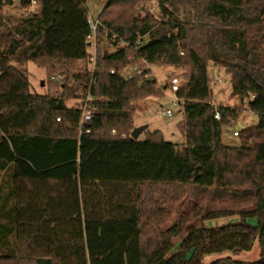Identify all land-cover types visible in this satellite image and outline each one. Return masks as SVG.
<instances>
[{
    "label": "trees",
    "instance_id": "trees-1",
    "mask_svg": "<svg viewBox=\"0 0 264 264\" xmlns=\"http://www.w3.org/2000/svg\"><path fill=\"white\" fill-rule=\"evenodd\" d=\"M35 1L37 13L11 22L3 10L14 1L0 0V264H243L231 255L205 256L238 254L256 241L260 257L249 264H264V0H157L168 16L158 26L149 11L131 23L103 18L129 1L116 0L100 12L97 33L110 29L118 50L97 46L94 54L87 0ZM144 35L148 41L133 44ZM93 57V70H55L56 62ZM137 59L190 67L176 92L185 147L161 130L131 136V103L163 95L157 80L145 77L149 71L121 73ZM28 60L48 65L60 90L31 92L27 73L15 65ZM211 62L227 68L234 94L252 96L249 108L260 116L240 130L236 145L223 133L234 111L211 102ZM90 87L91 132L80 133V108L67 99ZM177 204L176 222L146 239ZM230 216L239 220L205 224Z\"/></svg>",
    "mask_w": 264,
    "mask_h": 264
},
{
    "label": "rangeland",
    "instance_id": "rangeland-1",
    "mask_svg": "<svg viewBox=\"0 0 264 264\" xmlns=\"http://www.w3.org/2000/svg\"><path fill=\"white\" fill-rule=\"evenodd\" d=\"M116 0H87V8L89 10V17L98 20L97 26L99 24V16L100 12L105 9L110 3L115 2ZM147 7V8H146ZM149 11L153 14V18L157 19V26L160 25L161 20L167 19L168 16L161 13V8L159 7V2L157 0H129L126 4L122 5L121 3L114 4L108 11V15H103V18L110 19L116 24H123L132 22L134 19L143 17ZM23 8L20 5V0H14V2L8 6L4 7L3 14L7 19H11L13 22V17L22 16ZM96 32V31H95ZM107 28L105 29V33L98 35L96 32L93 34L91 38V45L89 50L91 53H95L98 47L101 48V51H111L115 52L118 50L117 47L112 45L111 39L107 35ZM149 36L146 35L145 40L148 41ZM98 46V47H97ZM93 66V62H87L85 60H79L77 63L69 64L65 62H56V71H60L63 69H71L70 73L79 72L84 69L85 65ZM16 66L25 70L29 77L30 82V90L33 93L39 94H47V93H56L59 91L58 82L54 81L51 77V72L53 71L48 65L43 67L38 65L33 60H28L24 63H15ZM137 67L138 70L141 71L142 75L145 71H149L147 73L146 78L156 79V87L159 88L160 93L158 95L163 94L162 96H144L141 99L134 100L131 103V107L133 108L132 113V125L134 127L142 124H149L147 131L154 132L156 130H161L164 134V138L169 141L176 142L180 148L185 147L187 140L182 132V130L178 127V123L185 118V113L181 109L180 105H175L173 99L176 98V92L171 88V78L173 75H177L181 77V79H185L188 77V73L190 71V67L188 65H181L179 67L171 64H166L163 60H159L155 63H150L145 59H137L131 62L130 65L126 66L121 73L125 77H131L133 75H137L142 77L135 69ZM209 74L210 79L217 80V83L212 86V97L211 102L216 107H230L234 112H231L230 115L227 116L226 123L223 126L224 133V141L228 144L236 145L241 142L242 132L240 136H235V130H241L248 126H253L259 122L260 116L258 113L252 111L249 108V100L252 96H244L241 97L239 95H235L233 92V86L231 81V74L227 70V68L223 65H213L209 64ZM222 78L223 81L219 82L218 79ZM161 85L167 87H161ZM68 106H76L80 107V98H69L67 99ZM172 108L173 116H168L159 111L162 108ZM229 118V119H228ZM124 131H129L128 127H118ZM134 129V128H133ZM132 129V130H133ZM131 130V132H132ZM147 133L144 131L139 136L140 139H144ZM1 137V136H0ZM4 176V172H0V180ZM193 193V190L190 191V188H187V194ZM190 197L187 198V206L189 203ZM175 205L168 217L164 219V221L158 225L153 231L150 228L146 234V239H154V237H159L161 231H164L168 225H172L176 222L177 209ZM186 206V207H187ZM187 215L190 221H195L196 218H191L190 212L187 211ZM239 220L238 216H230V217H221L217 219H212L211 222L205 224L208 226H217L222 225L228 222H233ZM249 223L257 224V218L251 217L249 219ZM155 242V241H154ZM153 245V242L148 243V249H150ZM179 245L175 246V250L178 249ZM147 249V250H148ZM219 255L228 256L231 255L235 258L241 259L244 263L249 264L252 261L259 259L260 257V245L259 242L256 241L252 249L241 251L238 254L233 251H225L219 253ZM220 256V257H221ZM206 260H210L212 258H208L205 256ZM3 264H10L9 262H3ZM19 264H28L26 262H19Z\"/></svg>",
    "mask_w": 264,
    "mask_h": 264
},
{
    "label": "built area",
    "instance_id": "built-area-1",
    "mask_svg": "<svg viewBox=\"0 0 264 264\" xmlns=\"http://www.w3.org/2000/svg\"><path fill=\"white\" fill-rule=\"evenodd\" d=\"M14 1V0H13ZM38 12V6L36 4V1L35 0H32L30 4L26 5L24 8H23V15H30V14H33V13H37ZM89 21L91 23V26H92V34H91V38L93 36V34H95L97 32V22L98 20H94L92 19L91 17H89ZM96 31V32H95ZM107 35L112 33L110 29H107ZM113 39H117L119 38L118 35L116 33H113ZM146 38V35L144 36H140L133 44L136 45V46H139V45H142L146 42L145 40ZM121 45L124 46V47H127V46H130L132 45L131 42H128V41H124L122 40L121 41ZM183 53V52H182ZM93 59V63L95 61V57L92 58ZM94 69V66L92 68V70ZM134 69L139 73L141 74V71L138 70L137 67H134ZM112 73L115 72L114 69L111 70ZM147 76V75H146ZM171 88L177 92L180 88V86L182 85V79L181 77L177 76V75H173L172 78H171ZM219 82L223 81L222 78H219L218 79ZM92 83H94V81L92 80ZM217 83V80L215 79H210V85L211 87L213 85H215ZM79 96H80V111H81V116H80V121H79V124H80V133H82L83 131L87 132V133H90L91 132V128L90 127H86V124L89 123V121L93 118V109H94V104H93V101L96 100V98L91 94V87L88 89V93L87 95L84 96V94L82 92L79 93ZM182 101L181 98H179L177 95H176V98L173 99V102L175 105H180V102ZM160 112L168 115V116H173V109L172 108H162L161 110L159 109ZM216 117L217 118H220L221 117V114L220 112L217 110L216 112ZM61 117H58V120H60ZM117 132H116V129H113L112 130V134L115 135ZM240 134V130H235L234 131V135L235 136H239ZM123 136H126L125 133L122 134Z\"/></svg>",
    "mask_w": 264,
    "mask_h": 264
},
{
    "label": "water",
    "instance_id": "water-1",
    "mask_svg": "<svg viewBox=\"0 0 264 264\" xmlns=\"http://www.w3.org/2000/svg\"><path fill=\"white\" fill-rule=\"evenodd\" d=\"M89 44H91V43L89 42ZM148 127H149V124H147V123L134 127V129L131 132V136L134 139H138L139 136L141 135V133H143L145 130H147ZM197 174H198V170H197Z\"/></svg>",
    "mask_w": 264,
    "mask_h": 264
},
{
    "label": "crops",
    "instance_id": "crops-1",
    "mask_svg": "<svg viewBox=\"0 0 264 264\" xmlns=\"http://www.w3.org/2000/svg\"><path fill=\"white\" fill-rule=\"evenodd\" d=\"M211 64H213V65H215V66H217V65L219 66V65H220V64H215V63H213V62H211ZM220 66H221V65H220ZM211 220H212V219L207 220L206 223L211 222ZM220 256H221V255H219V254H213V255H209V256H207V257H208V258H214V257L216 258V257H220Z\"/></svg>",
    "mask_w": 264,
    "mask_h": 264
}]
</instances>
